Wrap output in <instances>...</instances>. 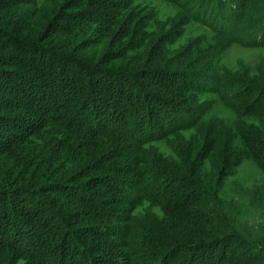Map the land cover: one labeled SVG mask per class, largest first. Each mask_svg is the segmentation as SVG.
<instances>
[{"label":"trees","instance_id":"trees-1","mask_svg":"<svg viewBox=\"0 0 264 264\" xmlns=\"http://www.w3.org/2000/svg\"><path fill=\"white\" fill-rule=\"evenodd\" d=\"M120 1L0 0V251L37 248V264H62L65 244L52 238L65 228L75 234L67 248L87 244L95 264H114V253L130 264L133 238L145 235L153 257L175 251L178 264H264V83L227 82L233 118L190 114L163 127L165 115L185 109L186 79L145 67V44H132L136 14ZM214 4L222 14L239 2ZM148 123L160 126L152 136L193 132L170 141L174 158H153L141 134ZM244 159L259 180L222 196ZM150 188L165 217L156 233L131 215ZM114 234L128 237L122 249L103 243Z\"/></svg>","mask_w":264,"mask_h":264},{"label":"rangeland","instance_id":"rangeland-1","mask_svg":"<svg viewBox=\"0 0 264 264\" xmlns=\"http://www.w3.org/2000/svg\"><path fill=\"white\" fill-rule=\"evenodd\" d=\"M93 1L97 4L103 2V0ZM120 2L127 3L128 8L136 14L135 22H138V25L136 35L132 37V44L134 46L145 44L140 47L142 50H138L144 52V56L140 57L148 63H145V67L164 68L162 72L169 76L170 81L186 79L185 91L188 93V100L182 102L185 109L181 110L182 114L178 111L175 115L166 113L167 115L163 117V127L172 123L178 124L184 116L190 117V114L209 119L212 123L214 120L218 122L228 117L233 118L236 114L230 103V100L233 102L231 96L233 90L227 82H249L256 77L260 83H264V0H238L236 12L222 14L219 10L213 12L216 7L215 0H121ZM209 14L212 15L209 16ZM123 39L126 40V38ZM160 80L169 81L166 78ZM169 85L172 86V84ZM177 88L182 87L177 86ZM150 89L155 91L156 88ZM226 98H229V101ZM100 106L103 105L100 104L96 109L100 112L105 111ZM154 127L160 126L148 123L143 126L141 132L142 137L150 138L144 146L153 153V158L157 156L155 153L164 158H174L170 141L173 143L175 138L180 139L193 132L192 128L186 130L179 128L171 133L158 135L162 132L160 129L157 132L153 131L155 133L152 136L149 131H152ZM260 176V171L250 159L242 160L231 169V173L223 181L222 196L226 198L234 196V191L245 190L253 182L258 181ZM152 193H154L152 188L143 191V197L136 201L131 215L133 221L136 220L133 223L142 225L143 228L149 227L148 229H151L149 232L156 233V228L153 226L165 217L156 204L157 200H154L156 197L150 198L154 196ZM165 195L170 198L167 193L160 194L161 198ZM242 202L245 203V201ZM254 216L255 214L250 212L246 213L244 218L250 221ZM47 222L56 227L62 221L50 219ZM124 223L125 221L120 222V225ZM63 227H66V224ZM73 234L62 228L61 233L57 232L52 238L56 245L58 242L59 245L63 242L65 244L62 264L72 262L95 264L96 260L90 258L92 255L86 248L87 244L79 242L81 245L77 247L78 249L67 248L70 247L69 239ZM144 237L142 241L133 238L132 241L135 244L128 249L132 254L130 264H160V261L163 264L171 261H174L173 264H178L180 253L175 251H171L162 259L158 254L153 257L146 246L152 245L151 237L148 238L149 235ZM127 239L128 237L123 238L119 234H114L106 238L103 243L112 249H122ZM232 245L237 246V243L234 242ZM27 249L7 248L0 251V264H37L39 262L37 256L41 255L42 251L37 248L34 251L31 248ZM58 249L59 247H55V250ZM20 253L21 256H18ZM46 256L52 259L54 254L46 253ZM114 256L116 261L114 264H120L117 253H114ZM106 261L96 263L106 264Z\"/></svg>","mask_w":264,"mask_h":264}]
</instances>
